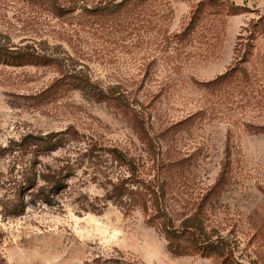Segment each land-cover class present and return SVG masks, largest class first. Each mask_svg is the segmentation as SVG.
<instances>
[{"label":"rangeland","instance_id":"1","mask_svg":"<svg viewBox=\"0 0 264 264\" xmlns=\"http://www.w3.org/2000/svg\"><path fill=\"white\" fill-rule=\"evenodd\" d=\"M202 1L190 33L176 37ZM100 2L110 0H0V44L43 40L67 52L94 81L144 100L141 123L53 86V66L0 62V150L71 127L77 135L57 150H128L150 177L154 158L170 156L179 163L170 208L197 210L207 232L227 241V261L173 253L140 210L112 201L83 210L84 197L105 194L88 163L60 196L63 208L30 204L10 216L0 206V253L7 264H264V0H150L118 27L84 11ZM59 3L70 13L59 16ZM13 159L0 156L6 202L20 169Z\"/></svg>","mask_w":264,"mask_h":264},{"label":"trees","instance_id":"2","mask_svg":"<svg viewBox=\"0 0 264 264\" xmlns=\"http://www.w3.org/2000/svg\"><path fill=\"white\" fill-rule=\"evenodd\" d=\"M149 1L121 0L117 2V0H110L105 4L100 2L93 6V9L86 7L84 11L95 15L102 21L101 17L109 16L112 25L118 27L136 15L135 11L138 6L146 8ZM208 2L209 5L216 4L217 0H208ZM202 3L203 1L193 11V19L189 25L180 34H175L176 37L190 33V29L193 28L198 18L196 14L199 13ZM52 8L59 16L70 13L60 3L54 4ZM116 20L123 22H115ZM4 46L0 44V62L15 66H53L57 73L52 83L53 86L64 84L72 89L80 90L88 98L112 105L113 108L131 119L133 125L141 123L145 111L144 100L133 92L124 93L114 88L104 87L99 81H94L86 71L78 67L79 62L67 52H59L58 47L49 46L47 41L43 40L21 46ZM76 135L77 131L71 127L47 133H28L19 141L13 142L11 147L16 150H0L2 157L12 155L14 168L20 167L10 182L13 185V198L7 202L0 199V206L5 209V213L10 216H19L30 204L36 205L37 203L63 208L60 196L69 188L71 178L76 176L77 171L88 163V167L93 168V172L96 173L93 182L101 185L105 194L100 201L99 199L90 201L84 197L86 202L81 206L83 210L86 212L101 210L107 206L109 201L126 213L140 210L147 222L165 235L169 242V249L173 253L201 255L213 253L224 262L227 261V241L221 235L214 238L212 233L207 232L204 221L197 210L186 216H178L170 208V197L177 189L173 187L168 178L176 173L178 162L176 163L170 156L166 160L162 157L154 158L152 168L154 173L153 177H150L151 171L145 176L142 172V165L139 163L140 160L128 150L117 148L57 150L68 144L71 137ZM55 152H59V155L51 161H43V157ZM155 152L151 153L154 157ZM148 161L151 159L148 158ZM0 264H7L1 253Z\"/></svg>","mask_w":264,"mask_h":264}]
</instances>
